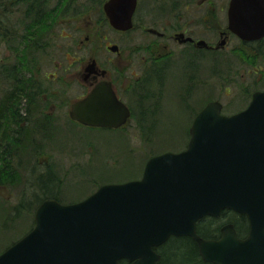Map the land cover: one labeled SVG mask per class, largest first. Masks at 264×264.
Wrapping results in <instances>:
<instances>
[{"label": "water", "instance_id": "water-1", "mask_svg": "<svg viewBox=\"0 0 264 264\" xmlns=\"http://www.w3.org/2000/svg\"><path fill=\"white\" fill-rule=\"evenodd\" d=\"M137 5L108 0L103 9L114 29L127 31ZM233 13L261 25L264 0H233ZM222 110L219 101L209 102L191 126L187 148L152 157L142 179L103 185L74 204L45 200L34 229L0 255V264H158L155 248L171 237L192 238L206 263L264 264V91L237 114ZM130 114L108 82L70 111L84 126L111 129ZM225 209L247 215L248 237L240 239L232 225L219 240L200 236L198 222Z\"/></svg>", "mask_w": 264, "mask_h": 264}, {"label": "rangeland", "instance_id": "rangeland-1", "mask_svg": "<svg viewBox=\"0 0 264 264\" xmlns=\"http://www.w3.org/2000/svg\"><path fill=\"white\" fill-rule=\"evenodd\" d=\"M141 1L143 6L149 2ZM8 2L0 0V7ZM37 2L29 11L30 4L20 0L0 17V101L17 83L14 75L24 81H35L37 77L44 88L57 93L56 99L61 101L65 113L58 122L61 131L55 130L51 136L36 142L41 150H33L36 144L33 138H27L25 152L8 155L0 152V254L31 232L36 209L45 199H57L64 204L84 200L105 184L141 179L151 157L184 150L190 138V112L197 106L195 101L188 102L190 108L187 106L188 68L184 60L159 74L160 86L149 87L155 93L153 100L146 92V95L141 92L140 98L131 92L125 96L134 115L124 130L71 122L68 111L72 103L88 93L89 85L83 76L92 59L122 74L124 86L129 90L139 87L137 81L143 74L138 73L139 61L133 52L136 31H115L103 12L105 0H68L62 5L59 0ZM38 10L42 13L45 10L53 17L43 34L29 37L27 28L37 19ZM31 41L32 54L22 65L23 50ZM113 44L122 50L120 55L107 51ZM223 63V58L215 62L212 54L200 61L198 68L204 89L198 94L201 103L196 112L215 100L224 105L226 115L247 108L249 94L254 90L248 74L217 66ZM59 67H70L68 77ZM54 73L66 76V82L54 80ZM195 90L200 91L192 90L190 97L195 96ZM179 246L190 250L189 242L183 240L169 241L160 251L169 254Z\"/></svg>", "mask_w": 264, "mask_h": 264}, {"label": "flooded vegetation", "instance_id": "flooded-vegetation-1", "mask_svg": "<svg viewBox=\"0 0 264 264\" xmlns=\"http://www.w3.org/2000/svg\"><path fill=\"white\" fill-rule=\"evenodd\" d=\"M106 1L108 0H105L104 4ZM232 2L233 0H149L147 5L144 4L143 6L142 1L138 0L132 28L127 31H115L119 33L136 31L133 52L136 53L135 56L138 57L139 61L138 73L143 74L137 81L139 87L129 90L127 86H124L122 74H116L102 66L97 59H92L84 69L83 79L89 85L88 93L84 97L90 94L98 84L108 82L117 98L130 110L131 114L127 123L120 127L124 130L134 115V109L126 101L125 96L131 92L132 95L140 98L141 92H143L144 95L150 93L153 100L155 93L150 91L149 87L151 85L160 86L161 77L159 74L169 68L177 67L176 64L185 60L188 68V76L185 82L186 102L190 108L189 103L195 101L197 108L201 103L200 99L198 100V94L204 89V80L199 74L198 65L207 54H212L215 62L218 58L225 60L223 65L217 64L219 68L222 66L226 67L227 70L236 68L238 72L248 74L250 85L254 88L251 95L249 94L250 104L254 94L264 90V22L258 26L252 24L249 19L242 22L237 18L236 13H233L231 18ZM143 7H146L145 10ZM235 7L244 8L246 5L237 4ZM141 8L144 10L143 13L140 11ZM104 15L109 23L105 12ZM112 47H117L118 50L113 51ZM107 51L117 55L122 53L117 44L109 45ZM108 61L111 62V60ZM58 69L63 70V74L67 77L70 74V67H59ZM156 71L158 72L155 74ZM151 73H153V78ZM66 76L59 77L56 73L52 74L54 80L58 78L64 82H66ZM146 80H150L151 83L147 85ZM28 85L30 86L28 96L24 98L20 107H15V112L19 116L20 133L23 140L33 138V144H36V147L32 149L39 151L42 147L36 142H39L40 138L51 136L55 130L61 131L58 122L65 112L62 109L61 101L56 99L57 93L44 88L43 84L38 82L37 77L35 81L31 79ZM194 89L200 91L195 90L193 92V96H195L190 97L191 91ZM12 101L10 98H4L0 101L1 153H7L12 148L10 140H5V137L8 136L6 132L11 133L12 123L5 119L3 124L1 119L2 112L12 114ZM10 104L11 108L7 106ZM204 107L205 105L198 108L197 112L195 111L196 108H192L190 112L192 115L191 125ZM70 111L71 108L68 111L69 117ZM71 122L81 125L72 119ZM190 128L188 129L189 137H191ZM214 219L217 221V234L214 238L216 240L221 238L222 229L228 225L234 227L240 239H246L249 235L250 221L245 214L225 209L219 217ZM165 244L156 248V251L161 255V261L160 249Z\"/></svg>", "mask_w": 264, "mask_h": 264}, {"label": "trees", "instance_id": "trees-1", "mask_svg": "<svg viewBox=\"0 0 264 264\" xmlns=\"http://www.w3.org/2000/svg\"><path fill=\"white\" fill-rule=\"evenodd\" d=\"M20 0H6V2H8L6 5H1L0 7V17H3L6 15V12L9 11V9H11V7H13V4H15L16 2H18ZM66 1L68 0H59L60 5L67 3ZM25 4L29 5V11L33 8L36 7L37 5V0L33 1V0H24ZM47 3V0H43V4ZM8 9V10H7ZM39 9V7L37 8ZM101 8H98L97 10H100ZM96 11V8H95ZM53 17V15H52ZM51 15L43 10V13L38 10L37 11V19L34 20L33 23H30L29 27L27 28V32H28V36L29 37H34L35 35L38 34H43V31H46L49 28V23H50V19H52ZM42 32V33H41ZM32 41L27 44V46L24 48V55L22 56V58L20 59V61H22V65L27 63L29 61V57L31 56V51H29V47ZM32 49V48H31ZM14 79L17 81L16 84H14V86L11 89V92L9 94H7L6 98H10L12 101V114L9 115L7 112H2V123H5V119L9 120L12 123V127H11V133L6 132V134H8V136H6L5 140H10L11 146L12 148H10L7 153L9 154H16L18 152L24 151L25 152V148H26V142L25 140H23V137L20 133V120H19V116L18 113L15 112V107H20V105L23 102V99L25 97L28 96V91L30 90V86L28 85V83L30 81H24L23 79L21 80L19 76L14 75ZM11 104L7 105L10 106L11 108ZM9 138V139H8ZM4 140V141H5ZM6 142V141H5ZM17 150V151H16ZM5 152H3L2 154H4ZM6 153V154H7ZM8 155V154H7ZM12 170V169H11ZM11 175V174H10ZM11 178V177H10ZM197 231L200 234V236H202L203 238L206 239H214L216 237L217 234V221L216 219L212 218V217H208L205 219H202L198 224H197ZM183 240H187L189 242V249H184V247H177L175 248V251L172 253H166L165 251L162 253V261L159 264H189V263H195V264H210V263H206L202 260L201 256L199 255V250H198V246L197 243L191 239V238H172L170 239L171 241H183ZM169 243V242H168ZM187 254V255H186ZM189 259V261H182L185 259ZM123 264H128L127 262L123 261Z\"/></svg>", "mask_w": 264, "mask_h": 264}]
</instances>
